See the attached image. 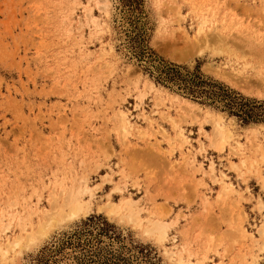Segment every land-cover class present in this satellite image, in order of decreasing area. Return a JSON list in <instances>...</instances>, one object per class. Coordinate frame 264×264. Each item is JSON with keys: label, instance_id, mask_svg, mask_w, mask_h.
<instances>
[{"label": "rangeland", "instance_id": "374dc122", "mask_svg": "<svg viewBox=\"0 0 264 264\" xmlns=\"http://www.w3.org/2000/svg\"><path fill=\"white\" fill-rule=\"evenodd\" d=\"M149 54L259 105L264 0H0V264H264V120Z\"/></svg>", "mask_w": 264, "mask_h": 264}, {"label": "trees", "instance_id": "16d2710c", "mask_svg": "<svg viewBox=\"0 0 264 264\" xmlns=\"http://www.w3.org/2000/svg\"><path fill=\"white\" fill-rule=\"evenodd\" d=\"M149 57L151 58L150 61L152 62V65L157 69L158 81H172L173 83H179L190 92H203V85H208L218 97L226 101L225 107L229 109L230 112L236 113L244 120H264V101L258 105L257 102L259 101L250 102L245 100L243 97L236 95L230 88L202 78L198 69L193 72L189 71L184 75L181 71L180 65L167 63L162 60H159L156 64L155 60L157 59L151 54H149ZM260 107H262V113L256 112L255 109Z\"/></svg>", "mask_w": 264, "mask_h": 264}, {"label": "bare ground", "instance_id": "6f19581e", "mask_svg": "<svg viewBox=\"0 0 264 264\" xmlns=\"http://www.w3.org/2000/svg\"><path fill=\"white\" fill-rule=\"evenodd\" d=\"M122 117H123V126L126 128L127 127V125H130L129 124V120H128V118H127V116H126V113H122ZM218 124H217V128H218V132H219V135L221 136V139H224L225 137H224V126L220 123V121H218L217 122ZM219 146H221V145H219ZM227 185V184H226ZM225 185V186H226ZM86 190H91L88 186H85L84 188H82L80 191H77V192H73L72 193V195H71V197H70V202H69V206H70V208H69V211H68V217H75L76 215H78V212L79 211H81V209H83L82 208V206H83V200H82V193L84 192V191H86ZM119 206V205H118ZM123 206V205H122ZM89 208V206H85L84 208ZM113 207H116V206H113ZM112 209V208H111ZM120 209V208H119ZM123 209V208H122ZM113 211H115V209H112ZM112 211V212H113ZM127 211V210H126ZM129 211V210H128ZM84 212V211H83ZM125 212V211H124ZM118 213V212H117ZM116 213V214H117ZM135 214H137V212L135 213L133 210H130L125 216H128V219L130 218V219H134L135 218ZM138 216L135 218V219H137L138 217H139V214H137ZM135 219L134 220H132V221H135ZM140 219V218H139ZM139 219H137V220H139ZM149 220H151V219H149ZM153 222V224H152V226H150L149 228H147V231H149V233L150 232H152V231H157L159 234H160V237L161 238H164L165 237V235H166V228H168V227H166V224H164V222H159L158 220L157 221H152ZM146 229V228H145ZM261 232H263V229H262V231ZM148 233V232H147ZM160 240V239H159ZM161 241H162V239H161ZM16 244H18V241L16 242ZM185 246V245H184ZM0 253H2L3 254V257H5L6 256V254L8 253V249H5V248H3L2 247V245H0ZM1 255V254H0Z\"/></svg>", "mask_w": 264, "mask_h": 264}]
</instances>
